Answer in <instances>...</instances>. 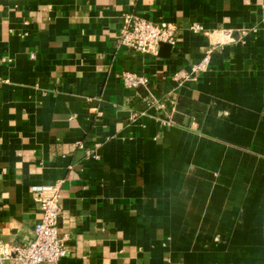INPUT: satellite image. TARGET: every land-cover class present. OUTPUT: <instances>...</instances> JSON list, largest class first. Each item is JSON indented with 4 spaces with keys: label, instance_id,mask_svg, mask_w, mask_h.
<instances>
[{
    "label": "crops",
    "instance_id": "crops-1",
    "mask_svg": "<svg viewBox=\"0 0 264 264\" xmlns=\"http://www.w3.org/2000/svg\"><path fill=\"white\" fill-rule=\"evenodd\" d=\"M127 16L174 45L120 46ZM54 185L42 264H264V0H0V255Z\"/></svg>",
    "mask_w": 264,
    "mask_h": 264
},
{
    "label": "built area",
    "instance_id": "built-area-1",
    "mask_svg": "<svg viewBox=\"0 0 264 264\" xmlns=\"http://www.w3.org/2000/svg\"><path fill=\"white\" fill-rule=\"evenodd\" d=\"M174 30V26L168 23L154 24L140 17L127 16L124 19L118 43L122 47L146 55L160 43L174 45ZM190 30L197 33L202 28L194 24L191 25ZM211 52L208 50L201 62L192 67V74L208 68ZM177 76L187 77L186 74L181 75V73ZM122 82L127 88H137L146 86L148 80L144 76L125 72L122 74ZM58 199V185L35 189V202L39 206L40 217L34 227V238L28 244L14 246L9 253L1 254L0 264L3 259L10 258L13 259L14 264L57 263L66 255L65 240L58 231L61 216Z\"/></svg>",
    "mask_w": 264,
    "mask_h": 264
}]
</instances>
